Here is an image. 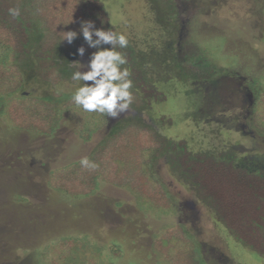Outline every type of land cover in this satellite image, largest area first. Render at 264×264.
Returning a JSON list of instances; mask_svg holds the SVG:
<instances>
[{
    "label": "rangeland",
    "instance_id": "1",
    "mask_svg": "<svg viewBox=\"0 0 264 264\" xmlns=\"http://www.w3.org/2000/svg\"><path fill=\"white\" fill-rule=\"evenodd\" d=\"M102 1L116 31L139 54L158 55L159 67L145 61L147 75L167 94L159 110L175 123L162 125L156 112L131 107L113 119L70 106L53 134H36L13 126L9 100L0 96V264H49L56 254L65 257L60 264H174L182 244L167 247L162 232L176 225L192 240L182 264L190 263L194 250L198 264H264V257L238 243L163 157L154 172L172 196L169 207L102 181L94 193L78 198L48 185L49 172L87 155L127 117L187 139L194 151L231 149L237 164L264 167V129L253 122L260 108L257 93L264 88V0H171L172 10L163 13L166 23L152 0ZM81 46L83 56L77 51ZM95 51L77 42L65 76L72 77L78 61L87 65ZM197 58L219 73L211 81L182 83L176 63ZM83 83H60L63 93L56 97L50 85L35 80L21 93L64 103ZM83 133L90 138L84 140Z\"/></svg>",
    "mask_w": 264,
    "mask_h": 264
},
{
    "label": "trees",
    "instance_id": "2",
    "mask_svg": "<svg viewBox=\"0 0 264 264\" xmlns=\"http://www.w3.org/2000/svg\"><path fill=\"white\" fill-rule=\"evenodd\" d=\"M152 1L158 10V19L166 23L163 13L172 10L171 0ZM14 7L20 9L19 17L9 14V9ZM87 21L93 22L96 28L116 31L102 0H0V96L9 100L14 127L51 135L59 127L63 111L70 106L79 107L72 97L60 103L46 94L24 95L21 90L36 80L50 85L51 94L61 97L60 83L76 82L66 77L65 71L76 57L77 42H86L81 26ZM68 31L78 33L71 44L63 39ZM118 50L125 54L127 64L122 67L130 71L133 80L135 99L130 107L138 112H156L160 124L174 125L172 116L159 110L168 101L167 94L147 75L145 61L150 60L159 67L158 55L139 54L129 41L126 48ZM10 56L15 60L10 62ZM202 59L177 62L178 79L182 83L214 80L218 70ZM257 104L260 108L253 122L259 126L261 123L264 129V88L257 93ZM81 137L90 138L84 133ZM84 157L99 167L94 170L82 167L81 158L49 172L48 185L69 198H78L94 193L102 181L131 192L139 200L148 199L161 207H169L172 196L154 172L155 162L163 157L170 170L191 187L197 199L214 212L238 243L264 257V167L252 169L237 164L231 149L217 154L194 151L187 139L161 132L138 117L123 118ZM187 235L182 225L162 232L167 247L182 244L175 251L174 264L185 263L184 251L192 241ZM173 237L175 242L171 241ZM160 244L159 247L165 248ZM198 252L201 255V248ZM196 253L192 251L189 264H198ZM64 259L56 254L49 264H60Z\"/></svg>",
    "mask_w": 264,
    "mask_h": 264
},
{
    "label": "clouds",
    "instance_id": "3",
    "mask_svg": "<svg viewBox=\"0 0 264 264\" xmlns=\"http://www.w3.org/2000/svg\"><path fill=\"white\" fill-rule=\"evenodd\" d=\"M9 14L14 18L19 17L20 9L10 8ZM81 32L88 46L97 51L91 54L87 65L79 61L76 63L77 70L72 74V80L84 83L76 89L72 99L85 112L106 114L115 119L126 112L135 99L131 73L126 67H122L127 64V58L118 50L128 46V38L121 32L96 28L91 21L82 24ZM77 34L75 31H68L63 39L71 44ZM104 45L110 47H103ZM77 51L83 56L85 48L81 46ZM84 67L87 70L81 71ZM80 164L92 170L99 167L88 157H83Z\"/></svg>",
    "mask_w": 264,
    "mask_h": 264
},
{
    "label": "crops",
    "instance_id": "4",
    "mask_svg": "<svg viewBox=\"0 0 264 264\" xmlns=\"http://www.w3.org/2000/svg\"><path fill=\"white\" fill-rule=\"evenodd\" d=\"M82 158H83V157H82ZM72 162H74V161H72ZM69 163H70V162H69ZM69 163H68V164H69ZM65 165H67V164H64V165H61V166H65ZM53 170H54V169H53ZM51 189H52V188H51ZM52 190H54V189H52Z\"/></svg>",
    "mask_w": 264,
    "mask_h": 264
}]
</instances>
